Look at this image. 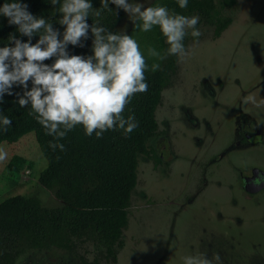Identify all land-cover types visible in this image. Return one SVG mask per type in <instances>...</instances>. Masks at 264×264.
Here are the masks:
<instances>
[{
    "label": "rangeland",
    "instance_id": "374dc122",
    "mask_svg": "<svg viewBox=\"0 0 264 264\" xmlns=\"http://www.w3.org/2000/svg\"><path fill=\"white\" fill-rule=\"evenodd\" d=\"M215 2L233 23L219 38L199 25V39L187 43L156 111L160 135L139 156L124 247L117 263L101 264H183L201 254L212 264H264V193H244L239 174L264 168V0H238L231 9ZM132 25L126 14L118 28ZM257 123L262 142L240 144L241 132L252 135ZM0 148L7 152L0 203L34 197L59 204L40 184L48 162L35 133ZM17 264L80 263L65 251L34 250Z\"/></svg>",
    "mask_w": 264,
    "mask_h": 264
},
{
    "label": "trees",
    "instance_id": "16d2710c",
    "mask_svg": "<svg viewBox=\"0 0 264 264\" xmlns=\"http://www.w3.org/2000/svg\"><path fill=\"white\" fill-rule=\"evenodd\" d=\"M25 2L33 14L43 15L54 27H60L56 23L61 15L57 12L58 5L52 6L46 0ZM156 2L184 15L198 14L197 27L202 24L213 27L215 38L221 37L233 23L231 16L222 14L215 0H189L186 9L179 8L176 0H153L152 3ZM237 3L238 0H220V7L231 9ZM93 9L99 10L100 16L90 15L89 23L98 21L106 29L120 32L118 26L126 17L123 10L117 15L114 8L111 11L104 8L100 0H93ZM11 33L20 36L15 25H9L6 17H0V46L8 42ZM128 34L139 41L142 49L151 45L164 52L168 47L159 27L140 32L132 25ZM198 39L187 35L185 47L189 40ZM88 43L90 45L91 40ZM88 51V48L75 49L77 53ZM154 60H147L149 66ZM158 63L159 69L145 73L148 90L137 93L126 106L124 114L134 112L139 121L131 134L124 137L120 131L109 130L101 138H96L95 134L88 137L77 127L61 141L65 144L64 151H53L49 147L53 138L29 116V108H20L13 102L14 97L5 96L0 108L13 123L6 133H0V144L17 143L25 135L35 133L48 162L41 173L40 184L53 193L59 204L48 206L34 197L24 198L18 206L11 201L0 203V264H17L34 250L65 251L80 264L118 262L119 250L124 247L123 233L129 224L132 195L138 185L139 156L148 154L150 141L160 135L156 111L162 104L163 92L179 70L176 56H167ZM89 254L94 255L92 260Z\"/></svg>",
    "mask_w": 264,
    "mask_h": 264
},
{
    "label": "clouds",
    "instance_id": "9594fccd",
    "mask_svg": "<svg viewBox=\"0 0 264 264\" xmlns=\"http://www.w3.org/2000/svg\"><path fill=\"white\" fill-rule=\"evenodd\" d=\"M46 2L58 5L61 15L56 23L60 27H54L43 15L33 14L25 0H3L0 4V17H6L20 34L11 33L8 42L0 46V105L7 95L14 97L20 108H29V116L53 138L49 141L53 151H64L61 141L77 127L88 137L95 134L101 138L109 130L120 131L124 137L131 134L139 121L134 112L124 113L133 96L148 90L146 71L159 69L158 61L167 56L185 58V37L201 35L198 14L170 11L166 4L151 0L148 6L144 0H100L117 15L123 10L133 29L150 32L159 27L168 47L164 52L151 45L142 49L126 30L113 32L98 21L89 23L90 15L100 16V11L93 9V0ZM176 2L181 9L189 4V0ZM76 48L89 51L77 53ZM150 58H155L151 66L147 63ZM12 123L0 108V133H6ZM6 158L7 152L0 148V161ZM182 259L183 264H212L202 254Z\"/></svg>",
    "mask_w": 264,
    "mask_h": 264
},
{
    "label": "flooded vegetation",
    "instance_id": "af4514ba",
    "mask_svg": "<svg viewBox=\"0 0 264 264\" xmlns=\"http://www.w3.org/2000/svg\"><path fill=\"white\" fill-rule=\"evenodd\" d=\"M261 87H259L260 89ZM260 120V119H259ZM259 123H262L261 121H258ZM262 128L261 126H259V124L257 123L254 127V132L252 133V135H248L244 132H241V138L239 139L240 144L242 145H254V144H260L262 142ZM165 150V149H164ZM169 150V149H166ZM243 170H250V175L252 177H254L253 179H260L261 182L263 183L262 186L260 187V189L254 191V192H250L246 189L245 186V180L242 176V171ZM240 182L242 185V189L244 191V193L252 196H257V195H261L262 193H264V182H262V178H264V168H262L261 166H256L254 168H242L240 169ZM259 203L261 204V202L259 201Z\"/></svg>",
    "mask_w": 264,
    "mask_h": 264
},
{
    "label": "water",
    "instance_id": "95a60500",
    "mask_svg": "<svg viewBox=\"0 0 264 264\" xmlns=\"http://www.w3.org/2000/svg\"><path fill=\"white\" fill-rule=\"evenodd\" d=\"M165 150H163L162 155H164ZM242 176L245 180V186L246 189L250 192H254L258 189H260V187L262 186L263 183H260L261 180L260 179H253L254 177H252L250 175V170H243L242 171Z\"/></svg>",
    "mask_w": 264,
    "mask_h": 264
}]
</instances>
